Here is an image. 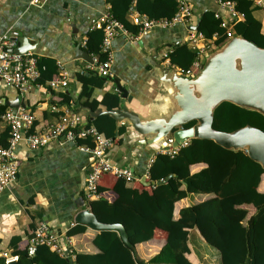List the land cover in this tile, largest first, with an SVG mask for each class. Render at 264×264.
<instances>
[{
	"label": "crops",
	"instance_id": "obj_1",
	"mask_svg": "<svg viewBox=\"0 0 264 264\" xmlns=\"http://www.w3.org/2000/svg\"><path fill=\"white\" fill-rule=\"evenodd\" d=\"M150 1L140 0L142 13L148 15ZM173 1L177 2V0L154 1L151 11H155L153 13L157 15L164 13L170 16L172 14L170 3ZM187 1L195 12L193 25L198 23L204 11L225 13L218 0ZM119 3L116 10L118 14L125 12L128 26L123 23L135 38L131 39L124 34L115 38L111 46L113 75L111 77L101 75L105 81L103 85L95 86L94 90L83 96L79 102V95L83 89V82L79 77L82 75L90 78L93 72L100 74L98 65L102 62L99 60L101 53L105 55V59L108 57L102 49L100 54L91 53L87 41L91 31L96 29L95 23L101 15L108 10L114 15L113 0H0V29L16 31L19 38L24 39L21 46L24 45L25 51L35 53L41 71V77L33 83V88L27 93H21L18 88L6 85L0 78V111L16 109L8 105L7 101L19 99L20 106H25L24 108L35 113L36 123L50 125L64 113L65 108L70 107L98 128L97 123L101 124L107 116H113L100 114L93 117L90 111L112 110L121 106V91L115 83L118 79L129 91L127 104L130 108L142 117L161 115L164 85L155 64L157 61L172 68H179L172 66L169 57L166 59L164 54L173 49V43H187L190 25L179 23L171 27L158 26L141 33L133 24L129 13L133 0H119ZM135 3L137 4V0ZM255 16L262 24L264 23L263 8L258 9ZM102 43L103 40L100 48ZM78 49L86 51L93 63L78 58ZM60 67L68 74L66 88L51 85V81L60 76ZM107 94L111 96H106ZM105 98L106 102L103 101ZM91 103H98V108H91ZM115 122L117 135L113 137L115 143L108 151L109 159L113 164L128 167L135 173L138 181L133 182V195L141 199L153 192L154 187L143 182L142 177L147 176L148 181H155L147 175V165L151 159H155L159 152L158 147L153 144L141 145L139 141L143 136L129 121L117 123L115 119ZM0 126L2 129L5 124L0 123ZM103 134L109 136L106 132ZM81 141L83 138L69 141L60 137L37 150L30 149L25 142L19 144L16 149L21 163L18 178L7 189L0 191L2 249H10L9 244L13 236H20L21 243L29 241L36 227L44 222L58 236L60 245L66 250L90 253L99 251L92 243L96 231L89 226L85 233L73 236H67V230L76 223L75 217L80 211L96 206L92 205V201L98 202L103 199L111 202L118 197L114 190L117 179L112 174L104 175L98 196L89 198L87 177L92 171L93 158L90 153L80 149V144H88ZM204 166L205 163L196 164L193 169L199 170ZM191 199L189 196L177 202L174 215L178 216L179 210L189 204L185 202ZM101 210L102 208H99L100 212ZM164 237L162 230L156 229L151 240L135 246V255L144 259L150 258L151 250H159L164 245Z\"/></svg>",
	"mask_w": 264,
	"mask_h": 264
},
{
	"label": "trees",
	"instance_id": "obj_2",
	"mask_svg": "<svg viewBox=\"0 0 264 264\" xmlns=\"http://www.w3.org/2000/svg\"><path fill=\"white\" fill-rule=\"evenodd\" d=\"M154 1L158 2L151 0L147 10L152 18L172 17L179 10V3L173 1L170 3V16L163 11L161 15L154 14L155 11H151ZM235 1L238 8L245 12L244 18L233 25L235 33L264 47V24L255 16V12L261 7L253 5L252 0ZM139 2L137 0L136 8L142 12ZM113 4L114 15L128 26L125 12L121 10L122 14H118L116 10L119 0H113ZM199 18V30L207 38L219 33L217 46L226 41V31L220 27L215 12L204 11ZM103 32L101 28L91 31L87 41L91 53H101ZM104 57L101 53L99 60L103 61ZM168 57L172 66L186 70L193 66L199 55L187 43H173ZM79 80L83 82L79 102L95 86H102L105 82L98 72H93L90 78L81 75ZM103 101L106 102V98ZM90 107L97 109L98 103H91ZM58 120L59 118L56 122ZM194 123L191 122L186 127ZM248 124L264 131V115L230 101L222 102L215 109L213 126L216 129L233 131ZM39 126L35 121L33 130ZM97 126L102 133L106 132L111 137L117 135L116 122L111 116L103 119L101 124L97 123ZM8 137L9 127L4 126L0 133L2 145L8 146ZM89 138L91 137L81 142L92 146L94 141ZM200 163H205V166L194 170L193 166ZM106 174H112L117 179L114 190L118 197L111 202L103 199L92 201V205L98 206L92 208L93 212L103 222L123 224L134 246L151 240L156 229L162 230L165 243L159 251L144 259L135 255L134 247L125 243L119 231L95 230L92 243L99 249L96 253L71 249L63 255L43 244L38 246L34 255H30L28 241L21 243L20 236H13L9 250L12 254L19 255L18 264H201L200 251L192 246L202 243L208 248L207 251L216 256L217 264H264V168L246 150L227 149L212 139L193 138L180 147L173 157L158 152L149 171L150 178L158 181L170 174L174 176L165 183L150 184L149 186L154 187L152 194L141 199L133 195V182H126L113 173H105L102 178ZM136 181L138 180L134 183ZM190 195H194L193 199L195 195L205 197L182 207L179 215L175 216L176 203ZM246 204L253 205L255 212L245 224L247 213L239 206ZM99 208H102L101 212ZM86 230L87 225L76 222L67 230V236L82 234ZM207 259L205 263L209 264ZM0 264H7L4 257H0Z\"/></svg>",
	"mask_w": 264,
	"mask_h": 264
},
{
	"label": "built area",
	"instance_id": "obj_3",
	"mask_svg": "<svg viewBox=\"0 0 264 264\" xmlns=\"http://www.w3.org/2000/svg\"><path fill=\"white\" fill-rule=\"evenodd\" d=\"M218 1L225 13L222 14L217 11L215 12V18L219 20L220 27L225 29L228 39L236 35L233 25L244 18L245 12L238 8V3L235 0ZM252 1L254 5L264 9V0ZM133 2L129 7V13L133 24L139 28L141 33L151 31L158 26L171 27L179 23L186 25H193L194 23L195 12L187 0H177L179 10L174 16L161 18H152L145 13L137 11L136 0H133ZM94 27L103 29L104 36L101 49L108 54V57L98 65L99 73L104 77H111L113 75V55L111 52L113 41L120 34L129 36L131 39H134L135 35L109 10L101 15ZM219 36V33H215L212 38H207L200 30L189 29L186 39L187 43L197 50L199 58L194 62L192 67L186 70L174 68L187 77L194 76L196 70L201 66V57L216 48V39ZM19 40L20 38L16 31H2L0 29V78L6 85L18 88L21 93H27L33 88V83H36L41 77V71L35 53L30 51H25V53L12 51L16 48L17 43H20ZM164 57L167 59L168 53H165ZM67 75V72L61 68L60 76L54 81H51V85L57 88L59 86L66 88L68 86ZM35 121L36 115L22 106L16 109L9 108L0 111V123H4L5 126L9 127L8 146H4L0 142V191L7 189L18 178L21 163L16 149L21 142H25L30 149L37 150L58 140L60 137H64L69 141L91 137L94 141L92 146L86 143L79 145L81 150L90 153L93 158L92 171L87 177V190L90 199L98 196L99 182L105 173H113L126 182H134L137 180L135 173L128 167L116 165L110 161L108 151L115 143L114 138L100 132L83 115L75 112L70 107L65 108L64 113L60 115L56 123L40 125L33 130ZM2 129L0 126V133ZM167 141L169 144L174 142L172 134L167 137ZM186 144L187 142L183 143L181 147ZM179 149L180 147H169L158 151L167 153L173 157ZM153 161L154 159H151L147 165V175H149ZM43 244L63 255H66L70 251H66L60 245L58 236L53 233L46 223L41 222L34 234L29 238V254L34 255L38 246ZM0 257H4L7 264L14 260H19V255L12 254L9 249H1Z\"/></svg>",
	"mask_w": 264,
	"mask_h": 264
},
{
	"label": "water",
	"instance_id": "obj_4",
	"mask_svg": "<svg viewBox=\"0 0 264 264\" xmlns=\"http://www.w3.org/2000/svg\"><path fill=\"white\" fill-rule=\"evenodd\" d=\"M200 22L199 18L198 23L190 25L189 29L199 30ZM23 40L19 43V47L12 51L25 53L24 45L21 46ZM77 52L78 58L93 63L86 51L78 49ZM155 66L164 85L161 115L140 116L127 104L128 89L116 79V86L121 91V106L105 111L91 110V116L110 114L117 123L129 121L143 136L139 141L140 144L146 146L153 144L158 147L157 151L169 147H181L183 143H188L193 138L212 139L227 149L246 150L248 155L260 162L264 168L262 129L248 124L233 131H224L213 126L215 109L224 101L259 111L264 115V47L241 35L230 37L202 58L201 66L192 77L179 73L175 68L170 75L169 71L172 67H166L157 61ZM18 101L19 99L13 102L8 100L7 104L17 108L21 105ZM191 122L195 123L186 127ZM171 134L174 142L169 144L167 137ZM173 176L174 174H170L164 180L158 181H148L147 176H144L142 180L148 185L161 184ZM75 221L97 231L117 230L125 243L136 249L123 224L99 220L92 208L80 211ZM9 264H18V260Z\"/></svg>",
	"mask_w": 264,
	"mask_h": 264
},
{
	"label": "rangeland",
	"instance_id": "obj_5",
	"mask_svg": "<svg viewBox=\"0 0 264 264\" xmlns=\"http://www.w3.org/2000/svg\"><path fill=\"white\" fill-rule=\"evenodd\" d=\"M166 67H168L167 65H165ZM173 68H171V70L169 71V74L171 75L172 74V72H173ZM190 197H192V199L191 200H189V201H187V202H185V203H189V204H192L193 202H196V201H198V200H200L201 198H203V197H205V196H199V195H195V199H193V197H194V195H190ZM188 204V205H189ZM187 206V205H186ZM239 207H241L242 209H244L245 211H246V213H247V215H246V217H245V219H244V222H245V224H246V222H247V220H248V218L252 215V214H254V212H255V208H254V206L253 205H241V206H239ZM243 222V221H242ZM194 249H197V250H199L200 251V254H199V259H200V261H201V264H206L205 263V259H207L206 261H209V264H217V260H216V256H214L213 254H211L210 253V251H207L206 249H208L206 246H205V244L204 243H202V244H197L196 246H192ZM146 249V251H147V248H145ZM159 250L158 249H156V250H151L150 252H151V256H154L157 252H158ZM146 257H150V255H146ZM197 260V259H196ZM198 261V260H197Z\"/></svg>",
	"mask_w": 264,
	"mask_h": 264
}]
</instances>
